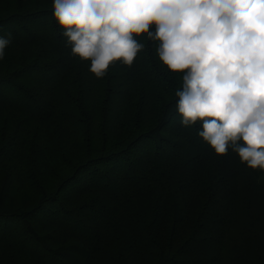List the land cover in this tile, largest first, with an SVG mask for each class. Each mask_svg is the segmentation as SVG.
Masks as SVG:
<instances>
[{
    "label": "trees",
    "instance_id": "obj_1",
    "mask_svg": "<svg viewBox=\"0 0 264 264\" xmlns=\"http://www.w3.org/2000/svg\"><path fill=\"white\" fill-rule=\"evenodd\" d=\"M52 5L0 0V264H264V172L181 125L150 47L96 79Z\"/></svg>",
    "mask_w": 264,
    "mask_h": 264
},
{
    "label": "clouds",
    "instance_id": "obj_2",
    "mask_svg": "<svg viewBox=\"0 0 264 264\" xmlns=\"http://www.w3.org/2000/svg\"><path fill=\"white\" fill-rule=\"evenodd\" d=\"M52 7L71 55L90 62L96 79L117 63L131 68L150 47L162 71L181 80V125L199 122L197 135L217 156L231 147L264 172V0H53ZM11 43V32L0 36V60Z\"/></svg>",
    "mask_w": 264,
    "mask_h": 264
}]
</instances>
